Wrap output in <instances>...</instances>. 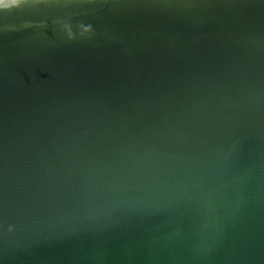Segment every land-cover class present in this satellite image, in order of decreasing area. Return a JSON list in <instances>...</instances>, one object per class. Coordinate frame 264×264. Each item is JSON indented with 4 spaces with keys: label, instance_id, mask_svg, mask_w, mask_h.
Instances as JSON below:
<instances>
[{
    "label": "water",
    "instance_id": "obj_1",
    "mask_svg": "<svg viewBox=\"0 0 264 264\" xmlns=\"http://www.w3.org/2000/svg\"><path fill=\"white\" fill-rule=\"evenodd\" d=\"M8 2L0 264H264V0Z\"/></svg>",
    "mask_w": 264,
    "mask_h": 264
},
{
    "label": "clouds",
    "instance_id": "obj_2",
    "mask_svg": "<svg viewBox=\"0 0 264 264\" xmlns=\"http://www.w3.org/2000/svg\"><path fill=\"white\" fill-rule=\"evenodd\" d=\"M21 0H11V2H8L5 6V10H10L13 7H19ZM87 30L89 32L92 31L91 27H88Z\"/></svg>",
    "mask_w": 264,
    "mask_h": 264
}]
</instances>
